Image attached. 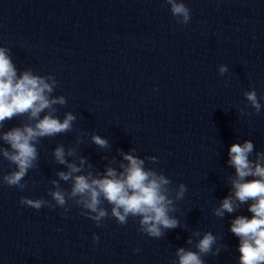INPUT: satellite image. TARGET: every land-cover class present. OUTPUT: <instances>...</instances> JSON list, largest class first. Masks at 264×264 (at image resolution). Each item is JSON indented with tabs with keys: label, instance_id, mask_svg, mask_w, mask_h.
I'll return each mask as SVG.
<instances>
[{
	"label": "clouds",
	"instance_id": "9594fccd",
	"mask_svg": "<svg viewBox=\"0 0 264 264\" xmlns=\"http://www.w3.org/2000/svg\"><path fill=\"white\" fill-rule=\"evenodd\" d=\"M165 3L170 6V12L177 18L178 24L184 25L190 21V9L182 0H165ZM218 71L223 75L229 69L226 65H220ZM57 86V80L52 75H39L31 68L18 71L10 50L0 46V129L4 128L6 121L27 117V122L0 131V141L7 145L0 146V156L15 166L0 177V183L21 191L26 189L28 185L24 178L37 167V145L41 139L73 130L77 117L72 112H66L62 120L56 116L58 109L55 106L67 103L64 96L53 95ZM244 96L259 114L262 105L256 91H246ZM80 142L78 136L77 143ZM91 142L100 149L110 147L108 140L98 134L91 135ZM253 151L251 140H245L243 144L233 143L229 147L227 162L235 169V176L229 178L231 194L224 197L219 207L213 210L216 217L222 218L225 213H233L241 205L248 204L247 211L252 214L251 217L236 216L229 229L239 240L238 264H264V152H257L253 160L250 159ZM134 153L135 148L127 153L121 151L126 163L119 165L120 170L112 167L110 162L101 173L84 156L77 158L79 163L70 161L68 157H75L76 149L69 147L66 150L63 144H58L52 156L55 163L65 166L66 171H56L58 179L50 181L53 186L48 192L51 201L22 196L19 203L36 210L59 207L67 212L71 202L81 210V215L97 226L109 217L120 225L127 224L129 217L139 218L141 233L151 238H162L166 231L181 227L180 220L174 214L178 211L176 202L184 198L187 187L181 183L172 189L169 177L146 167L145 159ZM146 159L152 163L157 160L156 157ZM61 181L69 183L70 189L63 188ZM105 202L111 206L110 212L104 207ZM193 238H196L195 250L176 248L173 264H205V256H217L224 247L218 244L217 236L211 232L201 234L199 230L192 231L186 243L192 245ZM98 240L99 237L94 234L93 241ZM135 251L139 252L140 249Z\"/></svg>",
	"mask_w": 264,
	"mask_h": 264
}]
</instances>
